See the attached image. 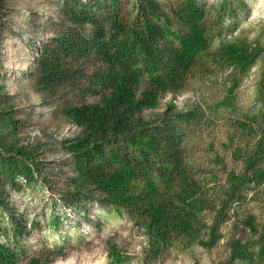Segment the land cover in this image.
Wrapping results in <instances>:
<instances>
[{"label": "trees", "instance_id": "obj_1", "mask_svg": "<svg viewBox=\"0 0 264 264\" xmlns=\"http://www.w3.org/2000/svg\"><path fill=\"white\" fill-rule=\"evenodd\" d=\"M135 1L138 26L122 24L110 36L132 70L114 79L104 107L85 123L88 138L73 146L82 170L99 173L108 215L147 234L141 264L196 233L220 241L221 222L230 221L223 211L233 215L225 263L263 262L264 218L250 241L254 222L229 205L242 195L264 197V23L252 39L240 32L245 0H176L166 19L159 1L169 0ZM167 93L186 96L180 106L170 101L158 120L140 117ZM19 153L1 161L5 176L18 168L31 176ZM4 222L0 216V234ZM16 256L0 243V264H16Z\"/></svg>", "mask_w": 264, "mask_h": 264}, {"label": "rangeland", "instance_id": "obj_2", "mask_svg": "<svg viewBox=\"0 0 264 264\" xmlns=\"http://www.w3.org/2000/svg\"><path fill=\"white\" fill-rule=\"evenodd\" d=\"M175 1H159L160 19L171 15L169 4ZM135 2L0 0V216L10 225L4 222L0 243L17 255L16 264H114L120 257L126 264H141L145 256L147 234L106 213L99 173L82 170L79 151L73 149L88 138L85 123L104 107L114 79L132 70L110 36L122 24L138 26ZM245 2L240 32L252 39L264 23V0ZM143 87L141 80L137 95ZM184 96L167 93L140 117L158 120L170 101L180 106ZM13 150L27 160L31 178L20 168L5 176L1 161ZM229 208L245 212L254 222L248 240L257 238L264 197L242 195ZM232 216L222 212L221 219L230 221L221 222L220 241H202L204 232L196 233L176 240L148 264H226ZM201 218L210 224L206 213Z\"/></svg>", "mask_w": 264, "mask_h": 264}]
</instances>
